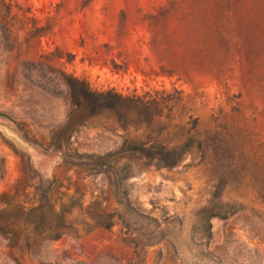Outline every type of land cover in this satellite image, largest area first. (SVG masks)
<instances>
[{"label": "rangeland", "instance_id": "1", "mask_svg": "<svg viewBox=\"0 0 264 264\" xmlns=\"http://www.w3.org/2000/svg\"><path fill=\"white\" fill-rule=\"evenodd\" d=\"M216 3L0 0V264H264V202L227 160L203 165L191 153L157 167L120 153L142 130L110 112L75 114L80 123L65 128L72 76L123 94L197 89L202 120L236 103L264 136V0L225 5L226 58L211 57L221 65L198 67L193 44L177 40L187 13L210 17ZM163 8L170 59L150 43V16ZM49 189L50 201L40 200ZM233 202L227 218L209 216Z\"/></svg>", "mask_w": 264, "mask_h": 264}, {"label": "trees", "instance_id": "2", "mask_svg": "<svg viewBox=\"0 0 264 264\" xmlns=\"http://www.w3.org/2000/svg\"><path fill=\"white\" fill-rule=\"evenodd\" d=\"M218 1L220 3H216V10L210 17L205 16L202 11L190 12L182 18L183 21L178 26L181 36L177 40L181 44L186 41L193 44V56L190 58L198 67L206 63L210 66L221 65L218 61L220 59L224 61L226 58L228 40L224 11L229 0ZM166 10L160 9L150 16L152 26L150 43L158 51L160 59L169 58L167 49L169 43H173L165 34ZM215 50L221 52L219 60L211 59ZM66 83L70 90L72 109L65 128L80 123H77L75 114L83 113V119H86L101 112H110L122 128L131 126L142 130L138 136L124 140L118 150L120 153L128 149L157 167L176 166L191 153L196 154L198 164L203 165L215 160H227L241 171L245 189L264 202V136L256 130L254 119L251 120L241 112L236 103L231 105L230 112L220 106L217 111L211 112L202 120L200 110L205 106L204 93L197 89L193 93L173 88L172 91L146 90L143 93L133 91L123 94L113 88H93L87 81L72 76H69ZM162 118L169 122H161V126H158ZM171 130L179 135L174 144L164 140V135ZM67 135L71 136L70 131ZM53 151L61 152V146L54 148ZM217 196L215 193L213 199H217ZM41 199L50 201V189ZM238 205L240 203L233 202L228 210L222 212L217 210L219 206L216 204L209 212V216L227 218L229 214L238 210L236 208ZM40 210H42L40 205L30 207L22 211L20 217L23 218L24 214L29 216ZM50 211L53 212L52 208ZM43 213L40 212L41 217L44 216ZM36 217L34 214V218ZM60 234L61 232L57 231L47 238L57 239ZM16 264L21 263L16 261Z\"/></svg>", "mask_w": 264, "mask_h": 264}]
</instances>
